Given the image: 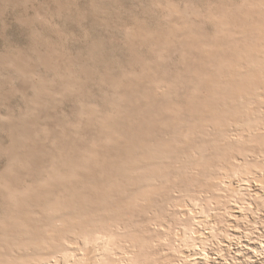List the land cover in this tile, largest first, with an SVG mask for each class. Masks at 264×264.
<instances>
[{"label": "rangeland", "instance_id": "1", "mask_svg": "<svg viewBox=\"0 0 264 264\" xmlns=\"http://www.w3.org/2000/svg\"><path fill=\"white\" fill-rule=\"evenodd\" d=\"M262 32L264 0H0V264H29L44 253L39 242L56 218L73 213L75 221L55 226L51 241L59 247L95 227L124 241L134 260L143 244L142 264H264V200L252 209L224 203L230 213L209 217L214 236L205 223L199 226L208 238L199 236L197 247L178 244L175 233L186 223L172 197L206 189L220 165L230 170L235 160L226 143L207 142L201 175L177 169L182 161L170 167L174 185L159 191L163 203L135 201L140 192L126 171L146 143L171 140L221 109L203 78L214 76L228 90L220 65L264 44ZM158 81L166 91L156 89ZM111 132L118 139L104 141ZM200 132L189 145L204 138ZM177 140L183 158L189 146ZM240 147L250 160L261 153L247 142L234 143V155L242 156ZM263 170L253 169L260 176ZM249 183L248 193H264ZM10 189L22 193L14 198ZM58 195L64 206L56 214L50 204ZM111 224L139 243L125 241ZM162 225L173 228L170 243Z\"/></svg>", "mask_w": 264, "mask_h": 264}, {"label": "bare ground", "instance_id": "2", "mask_svg": "<svg viewBox=\"0 0 264 264\" xmlns=\"http://www.w3.org/2000/svg\"><path fill=\"white\" fill-rule=\"evenodd\" d=\"M218 22L223 26L226 25L222 20ZM262 34L264 35V32ZM239 56V62L237 59H226L220 65V70L224 69L230 76L225 82V86L229 87L228 90L222 91L223 81L214 78V76L203 78L206 79L212 90L210 96L213 97L221 109L217 107L210 109L212 114L208 118L206 116L198 117V120L193 122L196 128L190 127L181 132L180 135L173 136L171 140L146 143V149L144 147L142 150L141 157L134 158L136 161L129 162L126 169L133 181L136 182L134 187H137L140 192L135 201L146 203L160 201V203H163L159 191L168 184L174 185V178L171 177L174 172L170 167L182 161V164L176 167L177 169L185 168L188 173L201 175L203 170L202 158L204 157L203 148L210 145L212 148H216L220 142L227 144L225 149L228 152L230 151L231 157L235 160L230 170L220 165L221 173L215 176H207L205 179L206 189L194 190L191 194L190 191L179 192L177 196L172 197V202L174 201L181 210L182 221L186 223L180 233H175L178 235L179 246L189 242L197 247L199 236L201 241L207 239L208 234L206 235L199 226L205 225V223H209L206 229L214 236L216 229L211 224L209 217L215 214L216 217L221 219L224 218L225 213H230L229 208H224V203L245 202L244 207L252 209L250 203L254 200H264V193L256 191H254L256 193H248L247 190L249 191V189L246 188L247 181L251 183L252 180L264 188V176L262 174L260 176L253 171L255 167L264 169V44H259L255 48L246 47L241 50ZM155 87L160 92L166 91L162 81L156 82ZM193 90L196 91L197 88L195 87ZM202 118L203 120H201ZM103 125L105 129L109 128V125H106L105 122H103ZM196 130L201 131L200 133L203 134L204 138L196 145H189L191 141L188 142V140H190L192 134L196 133ZM116 139L118 138L115 133L111 132L104 134L103 140L111 142ZM175 140L189 146L188 149H183V158L174 146ZM208 141L211 144L207 146ZM247 142L261 147V153L256 156L257 159L250 160L251 155L246 153L243 147L237 148L239 149L238 152L243 150L242 156L234 155V143ZM188 150H190L188 155L191 156L186 158L184 153H187ZM56 176H61L59 171H56ZM242 177H247V179L245 180ZM212 179H215L217 183L213 184ZM244 180L245 182H243ZM211 186L216 188L213 190ZM171 190L175 191L173 188ZM9 191L14 198L17 194L22 193H14L11 189ZM248 194L253 201H247ZM152 195L156 196L155 201H152ZM61 198L58 195L56 200L50 204L51 211L56 214L64 206ZM66 216L68 220H61L64 223L67 221L66 224L72 223L79 217L78 213L67 214ZM59 219L61 218H56L57 224H54V227L48 230L47 237L39 242L44 253L31 255L27 259V263L36 264L37 261V264H50V262H53V264H142L140 258L144 255L143 244L133 240L129 236L130 231L128 232L127 229L124 230L125 232L117 230L119 228L117 224H111L110 226L113 229L115 228L117 235L126 237L125 241L127 242L132 240L134 244L139 243L137 246H140L141 252L137 254V259L134 260L135 256H129L128 252L130 250L128 251V247L124 248L126 246L124 241L113 242L108 237L100 236L98 235L100 230L95 227L82 228L78 237L63 239L64 243L59 247L51 241L57 237L55 226L62 224ZM22 225H26V223H22ZM162 226L166 232L163 241L170 243V233H173V228L172 226ZM70 227H67L68 231H73L72 225ZM22 239L26 243L32 241L28 237L26 239L22 237ZM122 251L127 252V254L124 256L121 253ZM140 254L142 257H140ZM122 257H126L129 261L122 263Z\"/></svg>", "mask_w": 264, "mask_h": 264}]
</instances>
